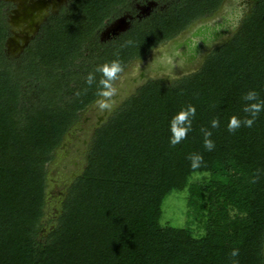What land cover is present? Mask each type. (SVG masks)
Masks as SVG:
<instances>
[{
	"label": "trees",
	"instance_id": "1",
	"mask_svg": "<svg viewBox=\"0 0 264 264\" xmlns=\"http://www.w3.org/2000/svg\"><path fill=\"white\" fill-rule=\"evenodd\" d=\"M129 1L75 0L19 59L7 56V3L0 1V264H264V111L251 127L228 130L233 116L250 118L247 92L264 100V0H254L238 31L199 69L174 82L147 81L95 130L86 168L40 239L49 166L100 98L96 68L118 60L125 70L224 2L178 0L94 47ZM189 105L192 131L173 146L170 121ZM202 129L212 133V151ZM192 153L203 156L195 170ZM196 173L209 177L190 183ZM187 187L201 236L161 223L163 199Z\"/></svg>",
	"mask_w": 264,
	"mask_h": 264
},
{
	"label": "rangeland",
	"instance_id": "2",
	"mask_svg": "<svg viewBox=\"0 0 264 264\" xmlns=\"http://www.w3.org/2000/svg\"><path fill=\"white\" fill-rule=\"evenodd\" d=\"M160 7L159 12L167 10L170 6L176 3L178 0H154ZM143 5V4H142ZM254 5V0H227L226 7L217 15L211 17L202 18L191 24L185 33H181L182 36L177 38L176 44L169 42L160 47L157 51H154L152 57L148 61L142 63H133L128 65L126 71L120 74V78L115 81V88L117 89L115 95H113L108 102L110 107L101 109L98 105V101L106 99L100 97L94 104H92L84 113H82L78 122L68 131L62 145L59 147L55 154V159L49 166L48 171V187L45 206V215L42 220V228L40 231V239L45 238L48 233L56 226L57 220L62 212V204L67 195L69 186L72 184L79 175H81L87 166V155L93 139L94 132L99 128L107 118L134 94L139 87L145 81H142L139 86L134 89H128L133 85L135 81L140 79H153L157 76H167L170 74L184 73V65L186 59L183 57V47L188 46V43H192V40L197 42L199 38H194L193 34L197 32L199 28H204L205 25L220 22L226 17L233 15L235 10H240L248 6ZM162 7V8H161ZM234 9V11H233ZM7 13V10H6ZM246 16H244L245 18ZM13 36L9 35L5 48L7 56L12 59H19L23 56L21 53L19 39H17V45L12 43ZM6 44L8 45L6 47ZM100 44L99 38L96 37L92 41V45L95 47ZM196 44V43H194ZM101 45V44H100ZM19 46V47H18ZM20 49V50H19ZM160 50V51H158ZM201 57V56H199ZM197 62V60H194ZM155 80V79H154ZM156 80H162L158 78ZM176 80V79H175ZM174 78L169 79L168 82H174ZM208 174L196 173L190 177V183L197 181L203 182L208 179ZM189 192L188 187L173 191L167 195L162 202V225H168L177 228H190L197 236L203 234V230L199 225V222L189 215V208L187 205Z\"/></svg>",
	"mask_w": 264,
	"mask_h": 264
},
{
	"label": "flooded vegetation",
	"instance_id": "3",
	"mask_svg": "<svg viewBox=\"0 0 264 264\" xmlns=\"http://www.w3.org/2000/svg\"><path fill=\"white\" fill-rule=\"evenodd\" d=\"M7 3V13L6 22L9 35H12V43L17 45L19 39L20 51L25 52L29 44L39 35L42 26L52 17L67 14L75 4V0H0ZM143 4V5H142ZM124 10L117 13V16L112 18L111 21L107 22L103 29L99 31L97 37L99 38L100 44H109L111 41L116 40L120 35L125 32H117L116 26L121 20H125L129 23L128 30L138 22L147 19L152 14L158 12L160 7L158 3L154 0H130ZM162 8V7H161ZM29 11V12H28ZM187 30V29H186ZM185 30V31H186ZM182 32L183 34L185 33ZM182 36L180 34L177 38ZM169 42H172L169 41ZM168 42V43H169ZM18 43V44H19ZM8 45L6 44V47ZM19 47V46H18ZM158 49V48H157ZM153 49L147 56L143 59H136L133 63H142L148 61L154 51ZM160 51V50H158ZM132 65L131 63L129 64ZM129 67V66H128ZM126 71V69L124 70ZM123 71V72H124ZM195 71L194 69L191 70ZM188 73L170 74V77L165 75L153 77L152 80L161 78L162 80L169 81V79L174 78V80L179 79ZM148 77V76H147ZM145 79L135 81V83L129 86L128 89L137 88L142 81L145 84L150 79ZM142 84V85H143Z\"/></svg>",
	"mask_w": 264,
	"mask_h": 264
},
{
	"label": "clouds",
	"instance_id": "4",
	"mask_svg": "<svg viewBox=\"0 0 264 264\" xmlns=\"http://www.w3.org/2000/svg\"><path fill=\"white\" fill-rule=\"evenodd\" d=\"M128 44H131L132 41H128ZM123 66L118 60H113L110 63L106 62L102 65H99L96 68V72L101 74V79L99 80V90L97 95L106 99H101L98 101L99 107L103 110L110 107L108 99L115 95L117 89L114 84L120 78V74L123 72ZM95 81V75L89 74L87 77L88 85H92ZM244 100L247 102L244 106L243 111L250 114V118H245L240 120L237 117L233 116L228 124L229 131H235L237 128L243 124L244 126L251 127L255 119L259 114L264 111V100L258 99V93L256 91H249L244 96ZM196 109L194 106L189 105L186 108H182L177 112L170 121V132L171 136L169 142L171 145L175 146L179 144L182 140L186 139L187 134L192 131V118L195 117ZM212 127H218L219 121L213 119ZM204 133V147L208 151H212L215 147L214 142L209 139L212 135L207 129L201 130ZM188 160L191 162V168L193 170L201 167L203 163V156L199 153H192L188 157ZM232 257L238 255V250L234 249L231 253Z\"/></svg>",
	"mask_w": 264,
	"mask_h": 264
},
{
	"label": "water",
	"instance_id": "5",
	"mask_svg": "<svg viewBox=\"0 0 264 264\" xmlns=\"http://www.w3.org/2000/svg\"><path fill=\"white\" fill-rule=\"evenodd\" d=\"M243 1L246 2L247 0ZM226 5L227 0H224L221 8L215 13V15H217L218 12H221L223 8L226 7ZM241 11L242 13H240V10L237 9L234 11L233 15H230L231 18L226 17L220 22L207 24L204 28H199L197 32L193 34V37L199 38V40L197 42L192 40L193 44L188 43V46L183 47L182 55L184 59H186L184 73L189 74L192 73L191 70L194 69L196 71L199 69L207 59L208 55L216 47L226 43L229 39H231L241 26L244 16L248 15L252 11V6H245V8H243ZM116 28L117 32H125L129 28V23L125 20H121ZM172 42L173 44H176L177 40L173 39ZM194 60H197V62Z\"/></svg>",
	"mask_w": 264,
	"mask_h": 264
},
{
	"label": "crops",
	"instance_id": "6",
	"mask_svg": "<svg viewBox=\"0 0 264 264\" xmlns=\"http://www.w3.org/2000/svg\"><path fill=\"white\" fill-rule=\"evenodd\" d=\"M175 39H177V37H176ZM171 43H173V42H171ZM173 45H174V44H173Z\"/></svg>",
	"mask_w": 264,
	"mask_h": 264
}]
</instances>
